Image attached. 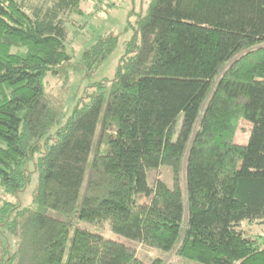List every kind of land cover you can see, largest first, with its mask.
Here are the masks:
<instances>
[{
    "label": "trees",
    "instance_id": "trees-1",
    "mask_svg": "<svg viewBox=\"0 0 264 264\" xmlns=\"http://www.w3.org/2000/svg\"><path fill=\"white\" fill-rule=\"evenodd\" d=\"M82 1L0 0V189L19 195L36 173L35 206L158 255L0 197V264H264L241 228L264 225V0H152L114 77L61 123L43 81L71 66ZM117 44L98 38L73 68L93 72Z\"/></svg>",
    "mask_w": 264,
    "mask_h": 264
},
{
    "label": "rangeland",
    "instance_id": "rangeland-1",
    "mask_svg": "<svg viewBox=\"0 0 264 264\" xmlns=\"http://www.w3.org/2000/svg\"><path fill=\"white\" fill-rule=\"evenodd\" d=\"M42 0H27L30 3H38ZM152 0H95L82 1L80 8L82 14L70 16L67 23V40L65 48L71 56V66L62 74L47 76L43 81V88L47 96L54 102L58 111L61 123L71 115L73 108L80 102L84 92H90L91 86L103 80H110L114 77L121 57L125 54L126 42L129 41L134 29L137 27L138 18L144 15L148 5ZM111 4H113L111 6ZM109 5L112 8H109ZM113 34L118 37V44L112 54L101 64L99 68L91 73L76 70L73 65H79L81 55L85 49L95 44L98 38ZM250 132V125L241 122L235 135V143L246 145ZM159 179L169 187H172V170L170 167L160 169ZM38 175L33 173L26 190L19 195H6L0 189V197L9 199L21 207L32 208L44 212L45 214L62 220L69 225L72 231L75 227H81L110 240H115L127 246L136 247L139 259L149 263L157 252L150 250L144 245L134 241H129L121 236L114 234L108 222L97 225H88L78 222L75 216H67L54 210L43 209L35 206L32 202L33 194L37 186ZM149 182L150 178H149ZM241 228L252 237H259L264 241V225L243 223ZM176 264H198L180 258H173Z\"/></svg>",
    "mask_w": 264,
    "mask_h": 264
}]
</instances>
